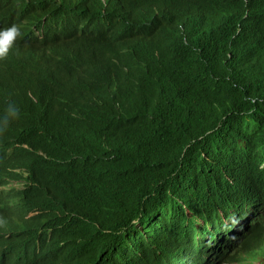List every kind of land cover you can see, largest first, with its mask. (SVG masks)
<instances>
[{
	"label": "trees",
	"instance_id": "obj_1",
	"mask_svg": "<svg viewBox=\"0 0 264 264\" xmlns=\"http://www.w3.org/2000/svg\"><path fill=\"white\" fill-rule=\"evenodd\" d=\"M188 3L193 22L170 21V0L77 15L118 33L136 87L99 104L55 98L9 143L33 213L10 241L14 263L174 264L194 246L198 264L223 217L264 245V0Z\"/></svg>",
	"mask_w": 264,
	"mask_h": 264
},
{
	"label": "clouds",
	"instance_id": "obj_2",
	"mask_svg": "<svg viewBox=\"0 0 264 264\" xmlns=\"http://www.w3.org/2000/svg\"><path fill=\"white\" fill-rule=\"evenodd\" d=\"M30 1L35 4L27 6ZM76 1L63 0L60 7L54 0H0V162L4 163L0 169V246L25 231L24 218L33 216L26 212L29 174L9 162L18 157L9 143L26 133L30 119L41 116L47 105L52 107L59 99L69 102L76 87L81 88L83 100L95 104L104 96L117 97L136 87L128 67L134 54L120 43L118 33H100L97 27L77 18L78 14L91 17L106 0H79V6L83 1L89 3L87 12L74 9ZM170 1V21L180 15L184 21H194L191 9L195 3ZM62 10L69 11L65 19L71 24L51 28ZM64 29L67 32L63 33ZM96 33L100 34L82 44V37ZM125 33L121 31V35ZM68 37L72 40H66ZM32 69L35 71L30 72ZM226 218L211 235L199 240L203 249L193 251L196 256L200 254L198 264H227L231 259L234 264H264V245L252 246L246 221ZM10 241L6 242L7 250H0V264H18L9 253ZM193 247L179 253L174 264H181L180 260L190 264L187 260L194 259L193 255L189 257ZM243 247L249 248L244 251L248 254L245 261L241 256ZM185 252L187 259L183 257Z\"/></svg>",
	"mask_w": 264,
	"mask_h": 264
},
{
	"label": "bare ground",
	"instance_id": "obj_3",
	"mask_svg": "<svg viewBox=\"0 0 264 264\" xmlns=\"http://www.w3.org/2000/svg\"><path fill=\"white\" fill-rule=\"evenodd\" d=\"M55 2H56V4L57 5H60V7H63L62 5H63V0H54ZM35 4V1H30V2H28L26 5L27 6H32V5H34ZM0 7H1V4H0ZM117 8H120L119 9V11H123L124 10V8L122 7V4L121 3H119V1H117ZM123 8V9H122ZM79 9L81 10V11H83V12H87V11H89L90 10V7H89V3H87V2H82V4H81V6H79ZM61 24H63V25H70V22H62V21H60V20H57L54 24H52V27L51 28H56V27H58V26H60ZM51 30V29H50ZM65 32H67V29H64L63 30V33H65ZM72 32H74V31H72ZM150 36H155V34H153V35H150ZM85 37V36H84ZM138 37H140V36H136V37H134L133 39H131V40H129V41H127L128 43H133V42H135L136 41V38H138ZM93 38H95V35L94 36H90V37H87L86 39H84L83 37L81 38L82 40H83V42H82V44H88ZM142 39H144V40H146V38H147V35H144V36H142L141 37ZM66 40H72L71 39V37H68ZM120 43H124V42H120ZM82 44H80V45H82ZM15 161H20L19 159H17V160H15ZM9 162H12V160L11 161H9ZM3 164L4 163H1L0 162V169H2L3 168ZM17 204H14V208H15V206H16ZM4 206H9L8 205V203H4ZM6 210V209H5ZM0 211H2V210H0ZM22 212H23V210H22ZM27 212V211H26ZM19 235V234H18ZM17 236V235H16ZM15 236V237H16ZM14 237V238H15ZM13 239V238H12ZM9 240H11V239H7L6 241H4L3 243H2V245L0 246V250H7V246H6V242L7 241H9ZM247 250V249H246ZM188 254H185L184 255V257L185 256H187ZM245 260H248V254L247 255H245L244 256V258H243V260L242 261H245ZM180 261H182V260H180ZM186 261H184V263H185ZM184 263H182V264H184ZM242 262H239L238 264H241ZM186 264V263H185ZM231 264H234V263H231Z\"/></svg>",
	"mask_w": 264,
	"mask_h": 264
},
{
	"label": "water",
	"instance_id": "obj_4",
	"mask_svg": "<svg viewBox=\"0 0 264 264\" xmlns=\"http://www.w3.org/2000/svg\"><path fill=\"white\" fill-rule=\"evenodd\" d=\"M80 89V90H79ZM105 91H107L106 88H103ZM69 102H82L83 100V94L81 88H75V93L72 97L68 98Z\"/></svg>",
	"mask_w": 264,
	"mask_h": 264
}]
</instances>
